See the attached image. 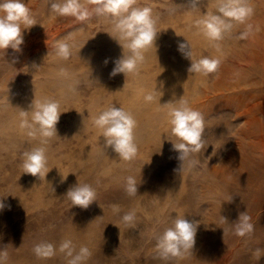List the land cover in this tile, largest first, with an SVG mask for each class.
<instances>
[{"label": "rangeland", "instance_id": "obj_1", "mask_svg": "<svg viewBox=\"0 0 264 264\" xmlns=\"http://www.w3.org/2000/svg\"><path fill=\"white\" fill-rule=\"evenodd\" d=\"M24 2L37 25L23 32L22 52L0 50V252L7 253L0 264H68L71 257L60 251L65 240L74 254L89 249L81 264H264V0H247L253 14L218 42H209L196 24L216 12L218 0H203L196 9L187 0H136L134 6L152 9L159 33L138 74L126 77L110 76L123 50L109 34L119 33L111 19L94 13L92 0H80L91 13L84 20L58 16L51 0ZM185 39L193 59L221 61L216 72L187 71L191 61L178 51ZM58 41L71 45L66 60L56 55ZM149 93L152 101L145 100ZM178 99L204 118V147L190 156L198 163L189 169L185 161L180 171L168 141L176 140L168 113ZM33 100L59 103V137L33 138L21 128V111ZM111 106L136 121L131 160L105 149L94 124ZM41 146L49 172L24 173V153ZM129 177L136 195L126 191ZM77 183L96 193L87 209L65 196ZM130 211L133 225L123 220ZM241 212L254 226L243 237L235 232ZM176 216L198 222L196 242L182 257L164 259L157 238ZM42 242L54 246L53 256H36Z\"/></svg>", "mask_w": 264, "mask_h": 264}, {"label": "clouds", "instance_id": "obj_2", "mask_svg": "<svg viewBox=\"0 0 264 264\" xmlns=\"http://www.w3.org/2000/svg\"><path fill=\"white\" fill-rule=\"evenodd\" d=\"M92 2L96 4L93 9L94 13L111 19L114 22V30L119 33L118 38H114L108 33L123 50L122 55L112 61L114 67L110 72V76L115 77L121 73L125 77L129 74H138L139 66L145 58L144 52L155 46L157 34L159 33L156 30V20L153 17L152 9L134 6L136 0H92ZM202 2L203 0H187L186 6L196 9L199 8ZM50 8L58 16H72L78 20H84L91 15L89 10L80 3V0H51ZM252 14L253 9L248 5L247 0H218L216 12L204 13L196 24L209 42H218L224 38L225 34L232 31L235 24H244ZM35 25H37V22L31 16L24 0H0V50L11 48L16 53L22 52L23 32ZM248 27L251 28V25H248ZM247 35V31L241 32L237 38L243 39ZM120 40L125 41V43L121 44ZM215 46L219 48L218 43ZM125 50L127 51L125 52ZM178 51L184 58L191 61L187 69L189 73L207 76L216 72L221 63L218 58L193 59L191 46L186 39L178 44ZM56 55L62 59H68L71 55V45L65 41H58ZM15 62L16 60H13V63ZM108 62L106 58L105 65ZM153 99L154 95L151 93L145 96L146 101H152ZM172 103L168 102L166 104ZM59 108L60 105L55 100L42 102L33 100L29 110L21 111L23 119L20 126L28 129L27 135L33 138L37 135L43 138L59 137L56 126L61 114L64 113ZM77 113L83 114L79 111ZM168 115L170 117L171 133L176 138L175 141H168L171 142V150L178 154L176 157L180 161L178 171L183 169L185 161L188 162V168L192 169L198 161L190 159L191 154L200 152L204 147L202 138L204 133L203 115L189 107L187 101L183 99H178V105L171 107ZM94 124L104 138L103 146L105 149L110 148L124 160L134 158L137 153L134 137L136 121L129 112H126L123 108L111 106L98 114ZM41 143L46 144L47 139H43ZM45 153L46 149L43 146L25 152L24 173L45 177L49 172L46 168ZM67 176H62L61 182ZM53 191H55L54 188ZM126 191L129 195L138 193L136 182L132 177L127 180ZM65 196L71 200L73 205L87 209L95 201L96 193L90 185L77 183L69 187ZM4 209L5 204L0 201V212ZM113 210L119 212V206L114 205ZM250 219L246 212L239 214L237 221H235L237 235L243 237L253 231L254 226L250 223ZM123 220L129 225H133L135 212L130 211L124 214ZM222 221L226 222L224 217H222ZM197 227V221H190L185 217L176 216L172 227L167 228L157 238L159 255L164 259L182 257L184 253L192 250L196 242ZM60 251L71 257L68 264H81L91 255L87 247H81L79 252L74 254V248L70 240L61 243ZM34 252L39 258H48L55 254V249L51 243L42 242L35 246ZM261 253V249H256L254 254L257 259L261 258ZM0 255L6 257L7 253L0 252Z\"/></svg>", "mask_w": 264, "mask_h": 264}]
</instances>
